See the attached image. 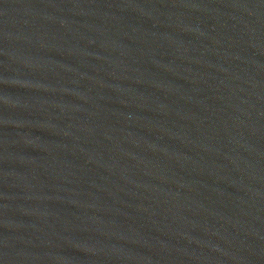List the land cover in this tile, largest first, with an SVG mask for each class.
Segmentation results:
<instances>
[{"label":"water","instance_id":"water-1","mask_svg":"<svg viewBox=\"0 0 264 264\" xmlns=\"http://www.w3.org/2000/svg\"><path fill=\"white\" fill-rule=\"evenodd\" d=\"M0 264H264V0H0Z\"/></svg>","mask_w":264,"mask_h":264}]
</instances>
